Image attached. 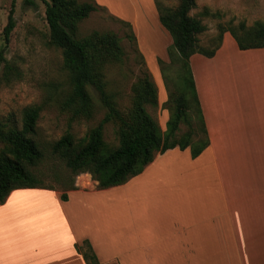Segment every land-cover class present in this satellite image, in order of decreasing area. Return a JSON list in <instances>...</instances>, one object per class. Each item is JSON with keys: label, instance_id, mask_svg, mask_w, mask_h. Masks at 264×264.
I'll list each match as a JSON object with an SVG mask.
<instances>
[{"label": "crops", "instance_id": "crops-1", "mask_svg": "<svg viewBox=\"0 0 264 264\" xmlns=\"http://www.w3.org/2000/svg\"><path fill=\"white\" fill-rule=\"evenodd\" d=\"M226 36L212 57L188 60L202 152L166 150L126 183L75 186L66 201L54 190L10 192L0 264H86L75 249L83 241L96 264H264V48L226 47Z\"/></svg>", "mask_w": 264, "mask_h": 264}, {"label": "trees", "instance_id": "trees-1", "mask_svg": "<svg viewBox=\"0 0 264 264\" xmlns=\"http://www.w3.org/2000/svg\"><path fill=\"white\" fill-rule=\"evenodd\" d=\"M41 1L44 5L49 44L60 49L62 65L68 74L70 94L62 108L69 111L71 119L91 118L94 112L93 94L104 110L102 119L89 131L80 146H75L72 136L66 133L53 144L52 152L64 161L71 174H89L97 182L98 190L126 183L140 174L157 154L166 150L189 149L190 156L195 158L207 146L204 122L188 65L192 55L212 57L219 48L224 33L230 34L240 50L264 48V22H255L251 27L240 23L235 29L222 30L217 44L210 50L203 49L199 47L197 36L205 31V26L190 15L195 8V0H175L177 5L174 8L163 7L154 0L158 22L171 38L167 56L170 61L184 62L190 89L188 98L177 92L169 95L167 130L162 132L157 120L147 111L148 107H157L156 89L149 77L143 75L136 80L133 105L126 114L118 111L105 90L100 68L107 62L121 61L123 52L118 36L111 31H94L85 38H76L78 23L95 11V5L76 0ZM24 4L35 6L33 0H24ZM12 14L10 10L2 31L0 87L20 76L19 69L4 56L14 28ZM132 38L134 39L133 36ZM191 104L194 105V114L198 117L203 136L202 140L193 142V126L185 121L186 111L191 109ZM37 119L38 109L29 107L23 112L20 128L9 127L4 130V125L0 123V143L7 147L0 153V204L14 190H53L41 187L39 179L30 170L42 158L38 146L31 138L35 133ZM181 122L187 124L185 138L171 141ZM108 123L117 127L115 147H109L103 140V126ZM74 189L75 187H70L62 191L60 199L66 201V192ZM75 249L86 264H96L87 241L75 245Z\"/></svg>", "mask_w": 264, "mask_h": 264}, {"label": "rangeland", "instance_id": "rangeland-1", "mask_svg": "<svg viewBox=\"0 0 264 264\" xmlns=\"http://www.w3.org/2000/svg\"><path fill=\"white\" fill-rule=\"evenodd\" d=\"M76 1L95 5V11L78 23L77 39L85 38L94 31H111L120 40L123 52L121 61L107 62L100 68L105 90L115 107L120 113H128L133 105L136 80L147 76L157 95V107H148L147 111L157 120L161 131L165 132L169 119L168 97L177 92L188 98L189 76L184 62L170 61L167 56L171 38L156 20L154 0ZM156 1L167 8L177 5L175 0ZM33 2L35 6L25 5L24 0H0V49L3 46L2 31L12 10L14 28L4 56L19 69L20 75L0 87V123L4 125V130L20 128L24 110L36 107L38 119L31 138L42 158L30 170L39 179L41 187L59 193L75 186L98 189L97 182L89 174H71L64 161L52 152V146L66 133L72 136L75 146H80L89 131L102 119L104 110L93 94L94 112L91 118L71 119L69 111L62 108L70 94L68 74L62 65L60 49L49 44L44 5L41 0ZM190 15L205 26V31L197 36L199 47L210 50L217 44L222 30L235 29L240 23L251 27L255 22H264V0H195V8ZM226 37L227 47L228 42L233 43L234 39L229 33ZM189 108L185 121L193 126L191 141L202 140L194 105L191 104ZM116 129L112 123L103 126V140L109 147L117 145ZM186 130L187 124L181 122L171 141L185 138ZM6 149L0 143V153Z\"/></svg>", "mask_w": 264, "mask_h": 264}, {"label": "bare ground", "instance_id": "bare-ground-1", "mask_svg": "<svg viewBox=\"0 0 264 264\" xmlns=\"http://www.w3.org/2000/svg\"><path fill=\"white\" fill-rule=\"evenodd\" d=\"M106 1H108V0H106Z\"/></svg>", "mask_w": 264, "mask_h": 264}]
</instances>
